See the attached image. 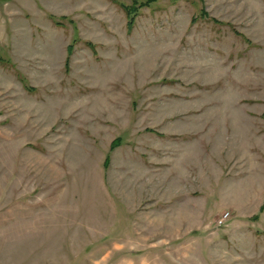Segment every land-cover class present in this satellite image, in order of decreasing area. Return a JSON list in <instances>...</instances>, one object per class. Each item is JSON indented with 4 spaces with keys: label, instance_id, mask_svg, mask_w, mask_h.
Returning a JSON list of instances; mask_svg holds the SVG:
<instances>
[{
    "label": "rangeland",
    "instance_id": "1",
    "mask_svg": "<svg viewBox=\"0 0 264 264\" xmlns=\"http://www.w3.org/2000/svg\"><path fill=\"white\" fill-rule=\"evenodd\" d=\"M132 5L0 0V264H264V0Z\"/></svg>",
    "mask_w": 264,
    "mask_h": 264
},
{
    "label": "trees",
    "instance_id": "2",
    "mask_svg": "<svg viewBox=\"0 0 264 264\" xmlns=\"http://www.w3.org/2000/svg\"><path fill=\"white\" fill-rule=\"evenodd\" d=\"M140 0H132V6L130 7H125L124 9L126 10V13H127V16L129 18V24H132L133 22V18H134V15L136 14V11H137V8H135L134 6L136 5V3H138L139 6H144V5H148L152 2H154L155 0H143V1H140ZM201 15L202 17H208V15L206 14L205 11H203V9L201 10ZM211 21H213L214 23H217L218 21L214 18H209ZM72 51V45H69L68 47V53H70ZM116 146V143L113 142L111 144V149H113L114 147ZM108 159V158H107ZM106 159V161H107Z\"/></svg>",
    "mask_w": 264,
    "mask_h": 264
},
{
    "label": "built area",
    "instance_id": "3",
    "mask_svg": "<svg viewBox=\"0 0 264 264\" xmlns=\"http://www.w3.org/2000/svg\"><path fill=\"white\" fill-rule=\"evenodd\" d=\"M227 218H228V213L225 212L217 219L216 222H217L218 225H221L227 220Z\"/></svg>",
    "mask_w": 264,
    "mask_h": 264
}]
</instances>
